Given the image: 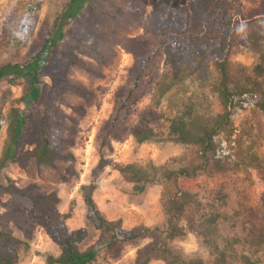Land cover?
<instances>
[{
	"label": "rangeland",
	"instance_id": "rangeland-1",
	"mask_svg": "<svg viewBox=\"0 0 264 264\" xmlns=\"http://www.w3.org/2000/svg\"><path fill=\"white\" fill-rule=\"evenodd\" d=\"M69 1L0 0V64H23L32 59ZM159 1L147 0L144 8L133 14L126 0H89L77 18L65 26L51 60L36 72L42 93L28 106L22 97L30 76L14 78V82L10 80L14 76L0 80V158L7 144V117L13 106L24 111L25 131L46 115L49 129L74 132V142L65 147L75 155L73 159L52 168L38 164L33 156L24 165L11 163L2 173L0 231L23 239L19 264H49L48 257L61 252L41 225H33L32 240H26L18 226L21 218L13 212L12 204L28 203L24 191L34 184L44 192L59 193L60 211L71 230L86 229V237L79 243L81 250L97 244L98 257L92 264H135L140 250L165 236L160 231L147 232L135 241L105 247V235L88 217L87 196L92 187L103 216L122 219L127 230L164 227L165 203L181 190L184 194L177 197L185 203L180 221L185 233L169 241L175 253L187 259L202 258L206 264H264V244L260 243L264 236V111L258 104V92L234 96L232 126L215 136L217 148L207 158L199 146L168 136L170 118L184 111L208 118L224 112L218 91V62L223 55L230 61L233 80H256L264 89V41L251 45L244 42L245 35L237 34L227 54L208 53L199 70L189 74L188 66L177 63L174 54L167 51L170 28L154 33L145 25L156 20ZM181 2L193 5L192 0ZM262 4L264 0L207 2L212 21L194 30L193 41L219 46L222 15L235 19ZM255 20L263 23L264 16ZM130 38L143 39L153 56L140 85L146 92L128 118L129 127L143 122L160 135L144 143H138L129 132L116 139L106 128L119 104L120 90L133 85L137 58L127 47ZM179 74L184 78L156 99L157 83ZM82 90L92 92V96L86 98ZM35 148L36 144L25 143L18 155ZM129 163L201 168L192 177H181L178 183L157 181L137 193L133 182L118 168ZM150 264H167V260L162 253L156 254Z\"/></svg>",
	"mask_w": 264,
	"mask_h": 264
},
{
	"label": "trees",
	"instance_id": "trees-1",
	"mask_svg": "<svg viewBox=\"0 0 264 264\" xmlns=\"http://www.w3.org/2000/svg\"><path fill=\"white\" fill-rule=\"evenodd\" d=\"M131 13H138L144 8L147 0H126ZM191 7L182 4L181 0H161L157 3L156 20L147 22L148 30L159 33L170 28V42L167 51L174 54V60L188 66L194 74L200 68L208 53H228L236 35H245V41L251 45H259L264 41V22L255 20L257 16H264V4L249 12L248 15H239L235 19L222 15L221 39L219 46L198 45L193 41L194 30L205 21H212V13L209 11L207 2L213 0H192ZM89 0H70L60 17L55 22L54 30L45 39L41 50L26 63L5 62L0 64V80L14 76L10 80L21 76H30V85L25 91L22 101L28 106L37 101L42 93L38 84L36 72L47 64L54 49L59 46L64 36V28L70 24L83 11ZM127 47L136 55L137 61L133 72V85L123 87L119 92V104L115 113L106 124V128L116 139L123 138L126 133H131L138 143L155 140L159 134L150 126L142 122L134 127H129L128 118L134 106L146 92L141 89L143 76L148 72L151 65L152 54L148 44L139 38L127 40ZM195 60V61H194ZM198 63H197V62ZM221 72L219 82V95L225 105L223 113L215 117H206L200 114H192L184 111L170 118L169 138L182 144L197 145L203 157L217 148L215 136L221 131H228L231 126L234 96L244 95L252 90L259 94L258 104L264 111V89L259 88L256 80H233L231 64L226 55L218 62ZM187 76V75H186ZM182 74L176 75L170 81L163 79L157 83L155 98L159 99L169 91L175 83L182 80ZM86 98L92 96V92L80 91ZM47 117L32 123V129L25 131L26 118L21 107H11L8 121V139L3 154L0 158V179L6 167L11 163L18 162L24 165L31 157H35L38 164L52 168L59 166L60 161L73 159L75 155L66 151L65 147L74 142L72 134L51 130L47 125ZM71 128H68L70 130ZM25 143L36 144L33 151H26L18 155V150ZM201 165H186L178 169L167 165L156 166L151 164L143 166L137 163H129L118 166L125 177L133 182V188L137 193L145 192L148 187L157 181L172 180L178 183L181 177L196 175ZM28 203L15 201L12 210L20 216L18 226L26 240L34 237V224L44 227L50 238L61 248L59 255H50L49 264H92L98 257L97 244L91 245L85 250L79 248V243L86 237L85 228L71 230L67 224V217L60 211L61 197L57 191L44 192L38 185H31L24 191ZM184 194L178 190L168 198L165 203L167 215L164 227H143L141 229L127 230L123 227L122 219L109 220L101 212L99 204L94 197V187L87 196L88 217L96 223V227L105 235L104 245L107 248H115L139 239L147 232H161L165 236L156 242H151L139 252L135 264H150L154 255L163 254L167 264H206L202 258L187 259L180 253H175L169 245V241L185 233L180 221L185 212V203L177 197ZM189 193H185L188 195ZM24 243L23 239L10 232L0 231V264H19L20 250ZM261 244H264V236H261Z\"/></svg>",
	"mask_w": 264,
	"mask_h": 264
}]
</instances>
